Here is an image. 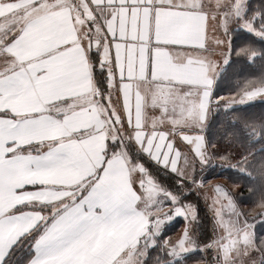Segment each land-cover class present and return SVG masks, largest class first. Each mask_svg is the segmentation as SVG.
Instances as JSON below:
<instances>
[{"label": "snow or ice", "instance_id": "obj_1", "mask_svg": "<svg viewBox=\"0 0 264 264\" xmlns=\"http://www.w3.org/2000/svg\"><path fill=\"white\" fill-rule=\"evenodd\" d=\"M0 264H264V0H0Z\"/></svg>", "mask_w": 264, "mask_h": 264}]
</instances>
